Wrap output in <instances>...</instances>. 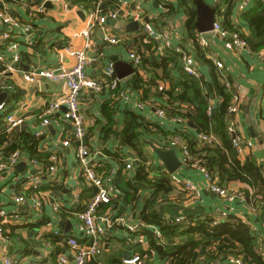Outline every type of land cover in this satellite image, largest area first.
Masks as SVG:
<instances>
[{"label": "crops", "instance_id": "1", "mask_svg": "<svg viewBox=\"0 0 264 264\" xmlns=\"http://www.w3.org/2000/svg\"><path fill=\"white\" fill-rule=\"evenodd\" d=\"M41 1L29 0V5L34 6ZM77 1L79 0H61L57 4H51V8L47 7L46 17L31 19L28 9L18 0H0V3L8 4L22 21H33L36 26L32 35L19 38L22 51V60L19 64L13 63L11 54L5 50L4 44L0 43V57L3 60L0 62V75L12 85L11 89L0 91V95L3 96L0 103L15 105L13 109L25 117V122L20 128L0 136V139L3 136L6 138L0 144V156L4 155L8 146L19 142L22 133L36 136V132H41V135L36 136L39 141L32 149L39 154L49 155L48 159L44 157L36 159L32 154L31 145L24 144L16 149L23 154L18 165L22 164L24 167L18 169L16 166L4 172L3 180L0 182V221L5 222L10 242L4 244L0 239V261L5 247L15 258V264H59L62 256H66L70 264H73L68 239L76 237L80 242L88 245L94 241V238L88 237L84 230L78 228L77 213L87 208L96 190L95 187L85 183L83 167L76 158L80 142L73 141L69 147L63 146V141L72 137V125L63 116L65 108L56 114V118L61 119L59 125L53 123L41 127V119L38 117L48 102L64 94L65 85L61 82L45 80L38 86L30 84L25 82L18 71L60 66L71 68L75 60L67 54L65 48L82 49L87 39L92 43V48L88 51L92 60H100V53L103 52L106 54L102 58L103 62L113 63L111 57L115 55L118 57V62L130 66L132 72L120 80L121 85L133 94L131 103L113 104L116 129L108 134L101 131V127L106 124L101 108L103 103L110 99L106 98V95L99 100L97 94L88 89H83L80 95L81 111L85 115L87 129V137L83 140V144H86L92 153V163L96 165V170L100 174L111 176L112 183L120 189V194L113 199L110 209L103 210L104 204L101 206L102 210L106 211L102 213L108 216L111 225L107 226L104 221H100L102 225L106 224L105 232L97 238L101 252L94 261L111 264V261L122 260L141 251L147 253L151 250L149 233L160 237L157 234V231L161 232L158 226L146 224L139 217L145 202L153 192V187L148 181H141L136 177L139 167L142 166L145 171L147 170L149 180L155 183L167 174L174 188L169 194V200L162 202L160 198L158 199V211L164 219L182 224L184 229L191 221L195 226L197 221L207 218L219 217L220 223L241 220L250 227L253 241H256V244H253L263 253L264 200L258 201L255 206L241 196H235L233 199L219 196L210 189L205 174L200 169L183 162L181 149L173 145L171 138L162 134L163 131L179 128L197 140V130L189 124L178 121L176 119L178 115L166 111V115L160 117L155 113L158 107L166 105L168 96L164 93L171 89L172 83L166 72L168 71L174 78L180 76L182 70L184 71L182 55L171 48L160 50L155 42L148 39L141 23L138 29L132 31L128 29V25L135 22L134 16L137 14L158 30L175 27L178 34L173 38V46L186 50L196 59L193 39L185 28L187 18L185 7L180 5L179 0L171 2L169 7H164L161 0H107L104 2L106 9L118 8L117 4L121 1L120 16L117 19L110 18L105 24L99 25L93 24L89 17V11L96 6L97 0H92L90 7L88 6L90 2L79 5ZM206 1L217 6L216 21L222 24L223 14L228 5L219 0ZM192 5L197 14L193 0ZM263 5L264 0H250L246 5L242 0H235L231 8L232 22L241 25V31L252 37V33H258L257 27L249 25L242 16ZM1 30L2 25H0ZM196 32L204 34L208 39L209 45L205 48L206 57L218 65L221 81L226 82L232 78V84L237 83L241 87V110L236 115V120L241 125L239 137L244 142L250 141L252 146L246 147L243 154H238V158L241 161L249 157L254 158L264 170V60L259 58L257 53L259 50L253 49L250 44L249 48L238 50L232 48L228 41L218 36H210V31L199 33L196 29ZM107 35L117 38L118 43L107 42L105 40ZM254 39L256 41V38ZM133 51L143 56V63L139 67L128 58L129 53ZM171 58L179 60L180 68L174 59L172 66L165 71L163 63ZM196 61L200 77L210 81V66L197 59ZM8 64L16 67L17 71L8 70ZM24 64L27 68L23 67ZM97 68V62L92 61L86 69V74L96 77ZM146 90H148L147 97ZM141 100L146 105L144 110L136 107V103ZM184 107L186 106H182V109ZM129 112L138 115L140 123H150L152 132H148L144 125L138 127V124L134 123L140 136L137 147L141 149L142 156L135 147L125 146L122 143L120 131ZM98 122H100L99 126ZM153 124H157L159 128L151 127ZM2 128L6 129L4 123ZM250 129L255 138L252 137ZM141 145L142 147H139ZM153 146L176 150L182 163L177 172L170 174L166 170L155 155ZM98 152L102 153L98 154ZM129 160L133 161L131 169L125 167ZM53 164H56L57 168L55 178L49 171V166ZM28 175L41 178V184L35 190L25 186L24 181ZM174 177L196 185L199 194L188 193L182 187L176 186L173 182ZM127 182L131 183L136 191L135 199L130 203L124 202L125 191L118 186L120 183L123 186ZM229 187L237 191L248 188L242 183H231ZM89 190L91 195L87 193ZM21 194L27 196L29 202L32 198L39 199L40 210L32 209L29 205L31 202L25 205L16 204L14 197ZM121 217L125 218L124 221ZM177 218H181L182 222H177ZM129 224L136 226V229L130 230ZM178 240H182V237H176V241ZM223 246L218 244L217 248ZM237 256L243 259L244 264H254L246 260L242 252ZM145 258L146 264H169V260L162 258L155 250L151 251V254L147 253ZM235 260L236 255L228 250L219 253L212 247H202L196 251L192 264H237Z\"/></svg>", "mask_w": 264, "mask_h": 264}, {"label": "built area", "instance_id": "2", "mask_svg": "<svg viewBox=\"0 0 264 264\" xmlns=\"http://www.w3.org/2000/svg\"><path fill=\"white\" fill-rule=\"evenodd\" d=\"M21 4L28 9L29 16L31 19H36L38 17H46L47 6L46 4L50 2L51 4H57L61 0H42L39 4L30 6L29 0H18ZM107 0H97L96 6L91 8L89 11V17L93 24L103 25L108 19L113 18L117 19L120 14L121 1L117 4L118 8L110 9L104 7V2ZM162 5H167L174 0H161ZM250 0H242L244 5L248 4ZM43 15V16H41ZM135 21L143 24V31L152 42H155L160 50L165 48H171L176 50L182 55V63L184 71L196 78L200 77V72L197 67V61L192 54L186 50H182L176 46H173V38L178 34V30L175 27H170L164 30H158L150 22L143 20L140 14L134 16ZM0 25H2V30L0 31V43L4 44L5 50L11 54V60L15 64L21 62L22 51L20 49L21 42L19 38L24 36H30L36 30V26L33 21L24 22L19 17H17L13 10L5 2L0 3ZM208 34V33H207ZM210 36H218L221 39L228 41L229 45L238 50L249 48L248 42L240 36L239 32H231L224 30L222 24L218 21H215L213 30L209 32ZM107 42L112 44L118 43V39L114 36L107 35L105 37ZM197 40L199 44L205 48L209 45L208 39L204 34H197ZM92 48V43L90 39H87L85 46L82 49H75L72 47H66L65 50L67 54L74 58L75 62L71 68L60 67H44L40 69H30L18 71L22 74L25 82L30 84L39 85L42 81L47 82H61L65 85V92L60 97L48 102L47 106L38 114V117L41 119L40 126L47 127L50 124H60L61 119L56 118L57 112L62 108H65V113L63 114L64 119L69 121L72 125V137L67 138L63 141L64 147H69L73 141H79L76 151V158L83 167V177L85 183L89 186L96 188V193L90 200L87 208L84 211L77 213L78 215V228L80 227L85 231L88 237L94 238L92 244H85L80 242L76 237H70L67 241L71 252H72V261L74 264H88L92 260L96 259L101 252V248L98 242V236L102 235L105 232V225H111V222L106 214H101L102 204H108L113 201L120 194V189L112 183L111 176H106L100 174L96 170V165L92 163L93 155L90 152L88 146L83 144V140L87 137V129L85 126V115L81 111L80 95L83 89H88L91 92L97 94L99 100L103 99L102 94L106 90L110 92L109 98L112 99L115 103L123 102L124 104L131 103L133 99V94L124 88L121 85V80L117 76L113 63H105L102 61V58L106 56L105 53H100V60H92L88 51ZM258 56L260 59L264 60V48L259 50ZM63 58V57H62ZM129 60H131L135 66H141L143 63V56L135 51L130 52L128 55ZM2 57H0V62H2ZM92 61L97 62L98 72L96 77H90L86 74L87 67L92 63ZM8 64V70L17 71L16 67ZM6 72V71H5ZM227 86L232 89L233 98L231 105L229 106V111L233 114H238L241 110V92L240 85L237 83L230 84ZM10 85L4 76L0 75V91L11 89ZM20 105V104H18ZM145 102L141 100L136 103V107L140 110L145 109ZM16 106L6 104L5 102L0 103V136L3 134H8L16 129L20 128L24 122L25 117L20 115L17 110H14ZM13 109V110H12ZM212 111V107H209V114ZM160 117L166 115V110L161 106L156 109L155 112ZM178 121L186 124L187 119L182 116L176 118ZM6 125V129L2 128V124ZM241 129L240 123L237 120L229 123L228 130L233 136V145L238 154H243L246 147H251L252 143L250 141L244 142L241 137H239V132ZM37 137L41 135V132H36ZM197 141L202 144H210L214 141L212 135H206L198 133ZM173 140V145L178 146L182 152V160L187 164L188 161H192L194 157L191 156L187 144L182 141L179 136H174L171 138ZM102 152H98L101 154ZM22 152L20 150L13 151L8 156H0V182L3 180L4 172L13 169L20 163L22 159ZM201 160L196 159L193 161V167L200 169L207 180L209 181L210 189L223 198L233 199L235 196H241L246 198L245 195H242L239 191L234 190L229 186H221L218 183V178L214 177L208 172L204 167L200 166ZM133 161L129 160L126 163V168L131 169ZM49 171L52 177L55 178L57 168L56 164L49 166ZM173 182L176 186L182 187L186 192L192 193L195 195L199 194V188L192 184L189 181L181 180L174 177ZM25 186L30 189L37 188L41 184V178L38 176L28 175L25 179ZM16 204H30V207L34 210H40L41 202L39 199L32 198V201H28L27 196L24 194L17 195L14 197ZM124 217H121V220L124 221ZM181 218H177V222H182ZM100 221H104L106 224L102 225ZM220 223V218L215 217L212 220V226L218 225ZM130 230H135L136 226L132 224L128 225ZM58 231H56L57 233ZM157 234L161 236L160 232L157 231ZM0 239L7 244L10 242L8 236L5 222L0 221ZM6 246V245H5ZM264 256V255H263ZM235 262L237 264H244L242 258H237ZM15 258L9 254L7 249L4 247V252L1 253L0 264H15ZM147 260L145 257L140 254H133L131 256L125 257L122 259L121 264H146ZM59 264H70V261L66 256L60 258ZM97 264H108L104 262H98Z\"/></svg>", "mask_w": 264, "mask_h": 264}, {"label": "trees", "instance_id": "3", "mask_svg": "<svg viewBox=\"0 0 264 264\" xmlns=\"http://www.w3.org/2000/svg\"><path fill=\"white\" fill-rule=\"evenodd\" d=\"M219 1L228 5L223 14V29L231 32H241L240 36L256 51L264 48V5L261 6V8L258 7V9L254 11L246 12L242 16L244 21H248L249 25H255L258 30L257 34L252 33V37H249L241 31V25H236L231 20V8L235 0ZM89 2L90 4L88 6L90 7L92 5V0H79L76 3L84 5ZM179 3L186 9L187 18L185 21V28L190 38L193 39L196 59L210 66L211 79L210 81H206L201 77L196 78L183 70L180 76L173 78L167 71V77L172 84L171 89L164 93L168 96L167 103L165 106L161 107L164 108L167 113L184 117L187 119L186 124H192L198 133L212 135L214 141L210 144L202 145L196 139L185 134L184 130H180L179 128H174L167 132L163 131L162 134L164 133L167 138L179 136L182 141L187 144L191 156L194 157V159L188 161L187 164L193 167V161L200 159V166L206 168L214 177H217L218 183L221 186H229L231 183H242L248 186V188H244L242 192L245 194L247 201L249 200L252 204L257 206L258 201L264 200V170L254 158L249 157L244 161L238 158V154L233 145V136L228 130L229 123L236 120V114L229 111L233 92L232 89L227 86L228 83H233V79L229 78L226 82L221 81L222 76L220 75L218 65L212 63V60L206 57L205 47L199 44L195 28L197 14L192 5V0H179ZM169 4L164 7H169ZM254 38H256V41ZM154 47L157 49L156 45H154ZM174 59L175 58H171L169 61L163 63L165 71L169 70ZM175 61L176 65L180 68L179 60L175 59ZM23 67L27 68L25 64ZM208 87L210 91H208ZM147 91L148 90H146V97L148 95ZM109 93L110 92L105 90L102 96L107 95L106 98H109ZM210 94H214L215 100L210 97ZM114 103L115 102L110 99L103 103L101 108L106 119V124L101 127V131H104L106 134L112 133L116 129V122L113 117ZM182 106L186 107L182 109ZM209 107H212L210 114L208 112ZM134 123H137L138 127L144 125L143 127H145L148 132H152L150 130V123H140L139 116L133 112H129L126 115L125 123L120 131L123 140L122 143L125 146L135 147L142 156L141 149L137 147L140 143V136ZM97 125L99 126L100 122H98ZM151 127L159 128L157 124H153ZM157 131H159V129ZM19 138L18 143L11 144L6 148L4 156L10 155L24 144H30L32 149L37 146L39 141L36 136L28 133H22ZM5 139L6 138L3 136L0 139V144H2ZM139 147H142V145ZM32 154L36 159H41L43 157L46 159L49 158L48 154H39L33 149ZM146 171L143 166L139 167L136 177L138 180L148 181L151 187H153V192L150 198L145 202L139 217L142 222L158 226L161 230L160 237L156 234L149 233L151 250L147 252L148 254H151V251L155 250L162 258L168 259L169 264H192L198 249L202 247H212L219 253L228 250L234 253L236 257L242 252L246 260L254 264H264V256L261 250L253 244L254 237L251 234L250 227L241 220L227 221L212 226L213 218H207L202 221H197L195 226H193L194 222L191 221L192 225L189 222L188 227L184 225L186 228L184 229L182 224H176L173 221L164 219L163 215L159 214L158 211V199L160 198L162 202L169 200V194L174 188L171 181L168 180L167 174L154 183V181L148 179ZM118 186L121 190L125 191V203H130L135 199L134 196L136 191L131 183L127 182V184L125 183L123 186L120 183ZM251 191H253V193H251ZM87 193L91 195V190L87 191ZM256 197H260L259 200L256 201ZM112 204L113 201L104 204L103 210L106 208L110 209ZM103 210L102 212H106ZM176 237H182V240L176 241ZM57 238L60 239L59 237ZM160 242L164 244L161 245ZM218 244H223L224 246L222 248H217ZM139 253L143 257L147 255V253L142 251ZM110 263L121 264L122 260L118 259ZM88 264L97 263L92 260Z\"/></svg>", "mask_w": 264, "mask_h": 264}, {"label": "water", "instance_id": "4", "mask_svg": "<svg viewBox=\"0 0 264 264\" xmlns=\"http://www.w3.org/2000/svg\"><path fill=\"white\" fill-rule=\"evenodd\" d=\"M193 4L197 9V20L195 22V27L199 33H206L213 30L214 23L216 21V12L217 6L215 4H209L206 0H193ZM47 7L51 8L52 5L50 2L46 4ZM82 14V12H80ZM140 23L138 21L131 22L128 25L129 30L138 29ZM111 61L113 62L116 74L119 78H122L132 72L130 66L118 62V57L113 55L111 57ZM126 68V69H124ZM44 86V84H42ZM208 91L210 88L208 87ZM2 95H0V100H2ZM211 98H214V94H210ZM191 127L194 128L192 124H189ZM252 133V129H250ZM252 137L255 136L252 133ZM153 150L157 158L163 163L164 167L170 174H174L177 170L181 167L182 163L177 155L175 149H168V148H161L153 146ZM24 165H18L17 168L21 169ZM96 190V188H95ZM162 210V208H161ZM256 244V241H253ZM74 264V262H73Z\"/></svg>", "mask_w": 264, "mask_h": 264}, {"label": "rangeland", "instance_id": "5", "mask_svg": "<svg viewBox=\"0 0 264 264\" xmlns=\"http://www.w3.org/2000/svg\"><path fill=\"white\" fill-rule=\"evenodd\" d=\"M237 152V151H236ZM238 154V153H237ZM264 175V173H263ZM239 192L242 194V195H245L241 190H239ZM262 252V251H261ZM264 255V252L262 253Z\"/></svg>", "mask_w": 264, "mask_h": 264}]
</instances>
